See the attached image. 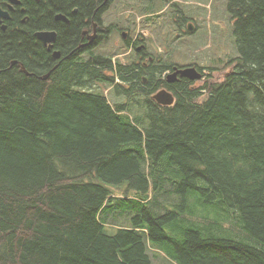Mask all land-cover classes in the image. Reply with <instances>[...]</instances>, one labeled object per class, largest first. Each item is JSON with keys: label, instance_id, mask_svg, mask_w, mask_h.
Returning a JSON list of instances; mask_svg holds the SVG:
<instances>
[{"label": "trees", "instance_id": "obj_1", "mask_svg": "<svg viewBox=\"0 0 264 264\" xmlns=\"http://www.w3.org/2000/svg\"><path fill=\"white\" fill-rule=\"evenodd\" d=\"M19 1L28 20L0 30V264H155L150 249L169 264H264V0L227 1L237 56L222 81L200 86L167 84L163 73L182 65L146 45L140 61L97 46L44 80L26 76L8 65L31 67L32 32L64 11L65 45L113 0ZM169 10L180 40L190 18ZM161 89L171 106L152 99Z\"/></svg>", "mask_w": 264, "mask_h": 264}, {"label": "rangeland", "instance_id": "obj_2", "mask_svg": "<svg viewBox=\"0 0 264 264\" xmlns=\"http://www.w3.org/2000/svg\"><path fill=\"white\" fill-rule=\"evenodd\" d=\"M169 1L170 3L163 7L161 0H113L103 14V21L111 26L112 30L99 53L122 64L135 60V48L127 49L121 37V33L126 32L132 36L133 41L137 38L141 40L142 44L137 47L146 45L144 51L148 54L155 53L167 57L171 52L170 60L174 58L177 64L201 68L202 78L193 81L196 86L203 85L206 81H222L232 69L230 59L237 56L233 21L226 9L228 0ZM172 3L182 6L190 18L187 23L191 22L193 25V32L184 35L180 40L173 38L177 24L173 17H170L169 8ZM164 11H168L164 17H156ZM162 40L166 42L164 49L158 47ZM115 83L121 85L119 80ZM100 89L109 102L119 100L114 96L112 86L102 85ZM149 253L153 256L155 264H169L161 253L152 249Z\"/></svg>", "mask_w": 264, "mask_h": 264}, {"label": "flooded vegetation", "instance_id": "obj_3", "mask_svg": "<svg viewBox=\"0 0 264 264\" xmlns=\"http://www.w3.org/2000/svg\"><path fill=\"white\" fill-rule=\"evenodd\" d=\"M11 0H8L6 2H3L2 4H0V30L2 31H6V23H9V26H23V24L28 20L25 21V18H21L22 15L25 13L26 9L25 7L20 3L19 0H17V3H11ZM11 6V7H10ZM3 12H7L8 13V19H4L2 16ZM62 12H56L52 17L51 20L53 22V28L52 29H45V30H39V31H34L32 32V36H33V44L34 47H37L38 49L41 50L40 53H35L33 54L32 52L28 53V56L26 57V59L30 62V66L29 68L25 67V64L21 61V60H17L14 59L12 60L8 67L10 68L11 66L15 65L16 67H18V69L23 72L26 76H35L37 78H39L40 80H44L47 78L48 74L53 71L55 69L56 66H58L59 64H61V62L63 63L64 60H67L68 58H70V56L73 55V53L75 54L77 50H82V51H94L96 49L97 46H103L105 41L109 38V35L111 33V26L107 25L104 21H103V14H101L99 21L95 22L93 21V19L90 20H86L84 19L80 24L81 27L79 29V31L77 30V38L71 40L74 44V47L72 49H68L66 50L65 48L67 47V45H69L70 40H68L66 42L65 45H59V32H57L56 28H59L57 25V23H62L64 25H68L71 22V19L67 16V14ZM71 14L76 13V10H72L70 11ZM57 15H62V18L57 19ZM189 21V20H188ZM188 24V23H187ZM187 24L185 29L187 28ZM5 26V29H3L2 27ZM56 27V28H55ZM15 31H18L17 27H15L14 29ZM48 32V33H54V40H48L47 42H43L37 39V37L35 36V34L37 32ZM13 32V31H12ZM28 34V33H26ZM93 34L95 35L94 39H92ZM126 34L125 37H123L122 35ZM121 37L123 38V42L126 43H130V45H134L136 42L133 41L131 39L132 36L128 35V33L126 32H122L121 33ZM83 48V49H82ZM144 48V46H143ZM145 49V48H144ZM131 50V49H130ZM136 55V59H138L140 61V57L141 54L137 53L140 51V48L137 49V47L134 49ZM88 52V53H89ZM41 54V55H40ZM58 54V55H56ZM47 58L44 61V64L46 65L45 67V71L43 74H41L38 77V73L34 70L33 66H38L37 62H41V58ZM75 58H77V55L75 54ZM182 66H187V65H182ZM179 66V67H182ZM198 71L202 72V70L200 68H198ZM181 79L175 83L180 82Z\"/></svg>", "mask_w": 264, "mask_h": 264}, {"label": "water", "instance_id": "obj_4", "mask_svg": "<svg viewBox=\"0 0 264 264\" xmlns=\"http://www.w3.org/2000/svg\"><path fill=\"white\" fill-rule=\"evenodd\" d=\"M11 3H17V0H11ZM11 7V6H10ZM1 10V8H0ZM4 19H8V13L7 12H3L2 14ZM1 16V13H0ZM57 19L62 18V15H57L56 17ZM3 29H5V26L2 27ZM187 32L188 33H192L193 32V25L192 23H188L187 24ZM35 36L37 37L38 40L43 41V42H47L48 40H54V33H48V32H37L35 34ZM95 35L93 34L92 39H94ZM123 37L126 36V34L122 35ZM58 55V54H56ZM168 73V72H167ZM163 78L165 79L167 84H173L177 81H179L180 79H186L189 81H197L200 80L202 78V73L200 71H198L197 67L192 66V65H187V66H182V67H177L174 66L172 68V71L166 75L163 76ZM152 99L159 105L162 106H171L174 103V97L171 94V92H169L166 89H161L158 92H156L153 96Z\"/></svg>", "mask_w": 264, "mask_h": 264}, {"label": "bare ground", "instance_id": "obj_5", "mask_svg": "<svg viewBox=\"0 0 264 264\" xmlns=\"http://www.w3.org/2000/svg\"><path fill=\"white\" fill-rule=\"evenodd\" d=\"M139 48L141 49V46L137 47V49H139Z\"/></svg>", "mask_w": 264, "mask_h": 264}]
</instances>
